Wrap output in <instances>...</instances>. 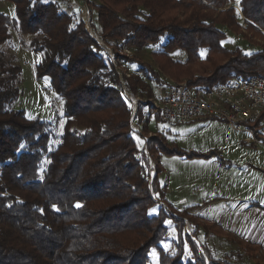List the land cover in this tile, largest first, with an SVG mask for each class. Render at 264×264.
Returning a JSON list of instances; mask_svg holds the SVG:
<instances>
[{
	"label": "trees",
	"instance_id": "obj_1",
	"mask_svg": "<svg viewBox=\"0 0 264 264\" xmlns=\"http://www.w3.org/2000/svg\"><path fill=\"white\" fill-rule=\"evenodd\" d=\"M4 1L15 5L16 15L0 11V264H150L154 249L159 264H206L205 256L213 264H232L214 257L203 242L202 252L189 236L184 217L193 224L195 236L201 224L189 210L178 212L163 198L160 161L154 190L179 216L162 204L157 207L145 142L131 127L133 108L119 79L121 62L89 33L81 9L74 6L68 12L52 0ZM85 1L93 8L98 34L114 50L122 44L132 50L157 44L168 34L163 48L154 53L163 57L159 64L165 71L172 72V65L176 70L192 65L207 48L204 59L211 68L204 77L190 79L191 85L211 87L234 77L264 76V0ZM222 26L235 33L239 27L248 43L263 45L250 52L237 47L229 51L231 59L211 60V53L227 51ZM13 30L33 35L29 45L40 54L36 74L49 76L64 101L65 123L58 136L46 121L14 107L23 79L22 66L4 49ZM170 48L185 50L187 59H174ZM137 63L130 76L125 70L124 84L133 94L150 96L148 79H154L155 70L147 76ZM142 113L139 106V124ZM147 144L153 158L156 149L149 140ZM167 150L160 153L177 149ZM222 235L233 242L228 238L233 232L223 230ZM237 242L244 250L249 243L241 237Z\"/></svg>",
	"mask_w": 264,
	"mask_h": 264
},
{
	"label": "rangeland",
	"instance_id": "obj_2",
	"mask_svg": "<svg viewBox=\"0 0 264 264\" xmlns=\"http://www.w3.org/2000/svg\"><path fill=\"white\" fill-rule=\"evenodd\" d=\"M52 1L58 2L62 9L68 12H72L74 6L81 9V17L86 22L89 33L98 43L100 41L99 44L113 59L117 57V62L119 64L121 62V65L118 66V73L120 71L119 79L123 85L124 93L127 91L135 97H139V106H142L143 111L142 121L140 124L137 122V111L134 116L132 109L130 123L133 130L139 134V139L145 142L143 150L148 159L149 187L153 200L160 203L157 207L163 203L154 190L152 180L157 171L156 164L160 161L159 191L163 193V198L174 210L178 212L189 210L201 220H198L201 225H199V233L195 236L193 224L187 217H184L187 233L195 240L202 252H204L203 242L207 244L214 257H223L232 264H255V262L264 264V250L251 245L250 241V244L246 243V249H242L237 242L238 238H242V236L224 226L243 217L246 221L252 222L255 216L254 211L248 212L244 208L252 207V204L255 203L264 204V183L261 181L264 175V145L255 144L250 134L236 131L221 121H208L199 128L161 121L147 102V99L157 93L156 82L160 80L190 83V79L207 75L211 68L210 62L204 59L207 48L200 50V53L202 50H206L205 57L197 58L198 60L196 59L192 65H187V67L179 65L177 66L179 70H176L172 65L170 69L172 72L165 71L159 64V60H163V57L157 58L154 53L163 48L164 43L169 38L168 34L162 37L157 44L135 50L126 44H122L119 50H114L112 46L105 44V41L98 34V28H96L93 19V8L85 0ZM97 2L99 0H93L92 5H97ZM234 3H237V0H234ZM0 11L8 13L12 17L16 15L15 5L8 1L0 0ZM236 28L237 33L226 26H222L226 33V38L222 42L227 47L228 52L237 47L250 52L263 45L259 44L258 46L257 42L248 43L243 38V33H239L241 31L239 27ZM32 37V34H17L13 30L12 39L4 47L5 51L13 55L16 62L22 66V91L14 103V107L24 110L30 118H40L46 121L58 136L65 123L64 101L53 89L49 76L42 78L37 76L36 65L40 59V54L34 52L29 45ZM227 51H224L226 54L211 53V60L221 62L231 59L233 55ZM169 54L177 60L185 61L187 59V52L180 48H170ZM124 57H128L129 60ZM138 61L145 67L147 76H151L150 69L155 70L154 79L152 78V80L150 77L148 79V83L153 88L150 96L143 97L133 94L124 84L125 70L130 74L134 73L140 66ZM178 72L180 73L176 75ZM130 102L133 108V103L131 100ZM148 117L150 122L146 123ZM133 123L138 131L133 127ZM142 126H146V130H142ZM148 140L151 146L156 149L153 158L149 149L150 146L147 144ZM168 147L177 150L160 153L165 149L168 151ZM192 153L194 154L190 156ZM197 154H203V156ZM157 155L158 160L154 158ZM151 158L154 159V166L150 163ZM164 207L170 212L169 207ZM170 213L179 216L175 212ZM167 223L170 225V234L175 236L176 230L173 222L169 220ZM210 226H214V229H210ZM223 230L234 233V236L228 237L233 242L228 241L222 235ZM252 242L254 241L252 240ZM164 246L166 249L171 248L169 243H164ZM240 249L244 252H250L251 255L242 252ZM187 251H190L189 245H187ZM205 262L206 264H213L208 256H205ZM150 264H159V253L155 249L152 250Z\"/></svg>",
	"mask_w": 264,
	"mask_h": 264
},
{
	"label": "built area",
	"instance_id": "obj_3",
	"mask_svg": "<svg viewBox=\"0 0 264 264\" xmlns=\"http://www.w3.org/2000/svg\"><path fill=\"white\" fill-rule=\"evenodd\" d=\"M156 91L147 102L161 121L186 124L218 119L236 131L250 134L255 144L264 145V76L234 77L211 87L160 80L156 82ZM125 92L133 103L135 116L139 97ZM133 127L138 131L134 123ZM161 203L168 207L164 201Z\"/></svg>",
	"mask_w": 264,
	"mask_h": 264
},
{
	"label": "crops",
	"instance_id": "obj_4",
	"mask_svg": "<svg viewBox=\"0 0 264 264\" xmlns=\"http://www.w3.org/2000/svg\"><path fill=\"white\" fill-rule=\"evenodd\" d=\"M208 121L225 122V121L218 120V119H202V120H196V121L189 122V123L182 124V125H186L188 127H198L199 128L200 126H203L205 122H208ZM257 145H260V144H257ZM261 181H263L264 183V175ZM249 207L251 206L244 208V210H247L248 212L252 210L254 211L255 216L252 222L246 221L245 218L243 217L235 222L231 221V224L224 225V226L238 233L239 235L242 236V238L248 241L253 240L254 242L258 244H262L264 247V204L262 205L260 203H255V204H252L251 208ZM213 236H215V234H213Z\"/></svg>",
	"mask_w": 264,
	"mask_h": 264
},
{
	"label": "snow or ice",
	"instance_id": "obj_5",
	"mask_svg": "<svg viewBox=\"0 0 264 264\" xmlns=\"http://www.w3.org/2000/svg\"><path fill=\"white\" fill-rule=\"evenodd\" d=\"M240 2V0H237V3H239ZM205 52H206V50H202L201 51V57L202 58H204L205 57ZM248 54H251V53H248ZM139 139V138H138ZM80 205L79 204H77V207H79ZM53 208L55 209V210H59L58 208H56V206L55 205H53ZM152 212H155V209H153V210H151ZM168 223H170V222H168Z\"/></svg>",
	"mask_w": 264,
	"mask_h": 264
},
{
	"label": "bare ground",
	"instance_id": "obj_6",
	"mask_svg": "<svg viewBox=\"0 0 264 264\" xmlns=\"http://www.w3.org/2000/svg\"><path fill=\"white\" fill-rule=\"evenodd\" d=\"M151 165L153 166V160H150ZM155 164V163H154ZM153 175V174H152Z\"/></svg>",
	"mask_w": 264,
	"mask_h": 264
},
{
	"label": "water",
	"instance_id": "obj_7",
	"mask_svg": "<svg viewBox=\"0 0 264 264\" xmlns=\"http://www.w3.org/2000/svg\"><path fill=\"white\" fill-rule=\"evenodd\" d=\"M237 8H238V6H236ZM99 43H100V41H99ZM147 151V150H146ZM147 153H148V151H147ZM151 160H153L152 158H151ZM155 162V161H154ZM155 164H153V166H154Z\"/></svg>",
	"mask_w": 264,
	"mask_h": 264
}]
</instances>
